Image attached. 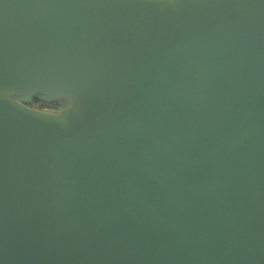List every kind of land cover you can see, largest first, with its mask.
<instances>
[{"label": "water", "instance_id": "obj_1", "mask_svg": "<svg viewBox=\"0 0 264 264\" xmlns=\"http://www.w3.org/2000/svg\"><path fill=\"white\" fill-rule=\"evenodd\" d=\"M0 264H264V0H0Z\"/></svg>", "mask_w": 264, "mask_h": 264}, {"label": "flooded vegetation", "instance_id": "obj_2", "mask_svg": "<svg viewBox=\"0 0 264 264\" xmlns=\"http://www.w3.org/2000/svg\"><path fill=\"white\" fill-rule=\"evenodd\" d=\"M39 100H40V99H39V97H38V96H36V97H35V99H34V101H39ZM43 102H44V103L42 104V106H44V107H45V105H46V103H47V102H45V101H43Z\"/></svg>", "mask_w": 264, "mask_h": 264}]
</instances>
